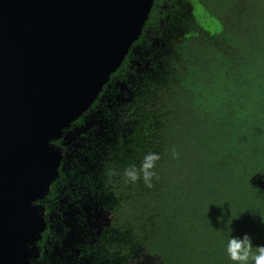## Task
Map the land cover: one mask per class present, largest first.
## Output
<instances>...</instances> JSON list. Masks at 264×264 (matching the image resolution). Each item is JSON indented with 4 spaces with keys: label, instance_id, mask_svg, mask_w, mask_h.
<instances>
[{
    "label": "trees",
    "instance_id": "obj_1",
    "mask_svg": "<svg viewBox=\"0 0 264 264\" xmlns=\"http://www.w3.org/2000/svg\"><path fill=\"white\" fill-rule=\"evenodd\" d=\"M70 126L79 130L68 158L37 202L51 212L78 197L92 264H232L227 241L245 233L255 250L264 244V0H154ZM147 152L161 157L153 187L125 184L124 168Z\"/></svg>",
    "mask_w": 264,
    "mask_h": 264
},
{
    "label": "water",
    "instance_id": "obj_2",
    "mask_svg": "<svg viewBox=\"0 0 264 264\" xmlns=\"http://www.w3.org/2000/svg\"><path fill=\"white\" fill-rule=\"evenodd\" d=\"M154 0H0V264H32L55 143L89 109Z\"/></svg>",
    "mask_w": 264,
    "mask_h": 264
},
{
    "label": "flooded vegetation",
    "instance_id": "obj_3",
    "mask_svg": "<svg viewBox=\"0 0 264 264\" xmlns=\"http://www.w3.org/2000/svg\"><path fill=\"white\" fill-rule=\"evenodd\" d=\"M65 199L60 197L57 209L51 212H46L41 203L46 228L35 244L37 252L32 264H92L87 247L93 239L89 237L91 228L79 208L82 202L75 195L72 201Z\"/></svg>",
    "mask_w": 264,
    "mask_h": 264
},
{
    "label": "clouds",
    "instance_id": "obj_4",
    "mask_svg": "<svg viewBox=\"0 0 264 264\" xmlns=\"http://www.w3.org/2000/svg\"><path fill=\"white\" fill-rule=\"evenodd\" d=\"M169 155L172 159L179 158L180 154L175 145L170 147ZM160 158L158 153L147 152L143 155L139 167L135 164H129L123 170L125 184L135 183L142 179L144 185L151 189L153 179H158L155 169ZM111 175L112 173L109 172V176ZM225 253L232 264H264V244L255 245V250H253L251 237L246 233L239 237L230 236L225 247Z\"/></svg>",
    "mask_w": 264,
    "mask_h": 264
},
{
    "label": "rangeland",
    "instance_id": "obj_5",
    "mask_svg": "<svg viewBox=\"0 0 264 264\" xmlns=\"http://www.w3.org/2000/svg\"><path fill=\"white\" fill-rule=\"evenodd\" d=\"M202 9L198 8L197 12H196V17L197 20L206 28L209 29H215L216 28V23L214 21H212L205 12H201ZM117 97L121 100H126L129 98V91L128 88L122 83L120 84V88L119 91L117 93ZM91 111L90 110L88 112V114L85 115V118L87 121H92L93 117L91 115ZM79 129L76 128V126H69L68 128L65 129L62 137L58 140H60V143H57V145H59L62 148V160L61 161H66L68 158V152L65 150V148H63L66 144H68L70 141H72L74 139L75 134L77 133Z\"/></svg>",
    "mask_w": 264,
    "mask_h": 264
}]
</instances>
